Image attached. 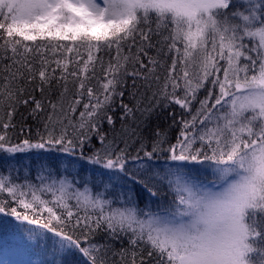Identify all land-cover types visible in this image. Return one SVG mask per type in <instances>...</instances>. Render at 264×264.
Instances as JSON below:
<instances>
[{
  "label": "snow or ice",
  "instance_id": "1",
  "mask_svg": "<svg viewBox=\"0 0 264 264\" xmlns=\"http://www.w3.org/2000/svg\"><path fill=\"white\" fill-rule=\"evenodd\" d=\"M8 220L0 264H264V0H0Z\"/></svg>",
  "mask_w": 264,
  "mask_h": 264
},
{
  "label": "trees",
  "instance_id": "2",
  "mask_svg": "<svg viewBox=\"0 0 264 264\" xmlns=\"http://www.w3.org/2000/svg\"><path fill=\"white\" fill-rule=\"evenodd\" d=\"M127 102V101H126ZM20 112H23L25 116H27V110L24 108L20 109ZM15 122L17 123V127L15 129H10V133L14 132L15 136L13 137L14 142H19V140L28 138L29 135V129L31 130V136L35 138L37 128L40 129L41 134H44L43 126L35 124L32 119L29 117L26 121L21 122L20 116L17 115L15 117ZM151 126H155L157 123L160 124L161 127H165L168 121H165V119L161 117H153L151 120ZM23 124V127L21 126ZM175 135V132L173 133ZM28 159H32L31 156L27 157ZM21 159H25V157L21 156ZM35 162V161H33ZM141 207H143V201L141 202ZM20 222H14L12 220L3 221L2 225H0V237L6 236L12 229L14 224H18ZM120 247L119 244L116 245V248L118 249ZM31 259H36L35 257H32Z\"/></svg>",
  "mask_w": 264,
  "mask_h": 264
},
{
  "label": "rangeland",
  "instance_id": "3",
  "mask_svg": "<svg viewBox=\"0 0 264 264\" xmlns=\"http://www.w3.org/2000/svg\"><path fill=\"white\" fill-rule=\"evenodd\" d=\"M4 259L11 261H21V260H27L28 257L21 256L19 253L11 249H9L7 253H5L3 250H0V260H4Z\"/></svg>",
  "mask_w": 264,
  "mask_h": 264
}]
</instances>
